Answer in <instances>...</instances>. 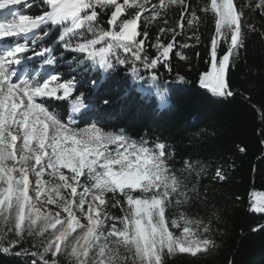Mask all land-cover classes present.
<instances>
[{
    "label": "snow or ice",
    "instance_id": "obj_1",
    "mask_svg": "<svg viewBox=\"0 0 264 264\" xmlns=\"http://www.w3.org/2000/svg\"><path fill=\"white\" fill-rule=\"evenodd\" d=\"M257 10L264 18V0H0V256L21 264H166L216 248L211 216L190 211L194 203L209 207L200 184L210 165L189 157L177 169L164 139L134 136L117 126L124 120L104 117L132 90L166 106L160 70L172 72V55L187 61L185 50L203 43L199 29L209 22L199 86L250 103L229 73L250 34L264 40V20L259 29L249 22ZM121 71L126 91L115 98L100 95L101 80L83 78L114 80ZM212 179H226L221 167ZM251 211L264 214V197Z\"/></svg>",
    "mask_w": 264,
    "mask_h": 264
},
{
    "label": "trees",
    "instance_id": "obj_2",
    "mask_svg": "<svg viewBox=\"0 0 264 264\" xmlns=\"http://www.w3.org/2000/svg\"><path fill=\"white\" fill-rule=\"evenodd\" d=\"M189 2L196 6L203 0ZM235 2L245 5L254 4L255 0ZM248 11L245 9L246 15ZM32 12L39 14L40 9L34 7ZM253 17L249 22L261 28L264 18L258 10ZM162 26L158 22L151 30L153 40ZM213 30V23L202 24L199 31L203 43L185 50L189 59L180 60L172 55V72L160 70L169 84L166 106H161L153 95L132 90L121 104L109 109L104 118L110 122L124 120L125 123L117 126L125 127L134 136L147 132L164 139L174 154L177 169L181 161L189 157L210 165L200 184V191L207 193L209 207L194 203L190 211L200 217L211 216L212 238L217 247L195 257L178 253L166 257V264H229L230 261L233 264H264V231L259 230V226H264V214L251 211L254 194L264 195V144L261 143L264 137L259 135L264 130V108L261 107L264 105V40L250 34L246 52L241 50L238 65L229 73L233 89L250 96V103H242L239 95L224 100L213 97L198 84L199 73L205 68L206 45ZM57 36L54 32L47 42L51 43ZM61 71L69 69L62 67ZM117 75L119 78L114 80L104 79L102 73H89L83 78L101 80L100 95L106 97L111 93L115 98L126 91L125 73L121 71ZM178 76H184L185 82H179ZM240 148L245 150L239 151ZM217 166L226 174L223 181L212 179ZM217 210L218 216L214 214ZM113 211L119 214L118 210ZM174 211L170 210V215ZM253 228L258 230L253 231ZM0 264L21 262L9 254L0 256Z\"/></svg>",
    "mask_w": 264,
    "mask_h": 264
},
{
    "label": "rangeland",
    "instance_id": "obj_3",
    "mask_svg": "<svg viewBox=\"0 0 264 264\" xmlns=\"http://www.w3.org/2000/svg\"><path fill=\"white\" fill-rule=\"evenodd\" d=\"M200 87V86H199ZM201 88V87H200ZM203 89V88H202ZM259 197H264V195H262V194H254V196H253V202L257 199V198H259Z\"/></svg>",
    "mask_w": 264,
    "mask_h": 264
}]
</instances>
